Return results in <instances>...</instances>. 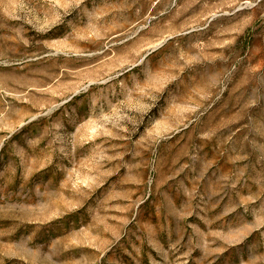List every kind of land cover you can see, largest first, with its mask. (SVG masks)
Masks as SVG:
<instances>
[{
  "label": "rangeland",
  "instance_id": "obj_1",
  "mask_svg": "<svg viewBox=\"0 0 264 264\" xmlns=\"http://www.w3.org/2000/svg\"><path fill=\"white\" fill-rule=\"evenodd\" d=\"M0 264H264V0H0Z\"/></svg>",
  "mask_w": 264,
  "mask_h": 264
}]
</instances>
